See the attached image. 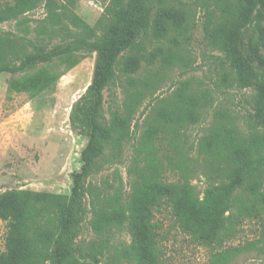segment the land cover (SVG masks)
<instances>
[{
	"label": "trees",
	"instance_id": "trees-1",
	"mask_svg": "<svg viewBox=\"0 0 264 264\" xmlns=\"http://www.w3.org/2000/svg\"><path fill=\"white\" fill-rule=\"evenodd\" d=\"M64 15L84 36L75 48L86 47L97 52L92 83L76 102L72 120L89 137L82 152V169L74 174L70 193L13 190L0 200V220L8 221L6 248L0 264H99L104 257L95 242L83 248L79 242L89 210L86 196L92 193V176L106 164L122 157L123 140L130 137V121L137 106L152 92L140 82L143 72L162 79L164 66L157 68L156 57L147 52L140 38L141 30L155 6L179 30L188 22L181 10V0H116L114 20L103 34L95 38L96 29L68 8L76 0H64ZM57 6L56 0H48ZM236 7L232 11L233 4ZM37 0H10L0 5V24L8 22L36 7ZM222 22L217 28L215 46L224 53L240 88H253L254 113L251 123L258 127L250 136L244 135L233 114L216 113L213 126L197 140L198 157L192 155L190 127L198 123L212 105L211 95L191 87L189 80L168 97L158 96L153 113L146 119L147 129L141 136L137 157L129 165L132 195L125 205L110 197L103 205H92L89 224L94 232L112 231L128 221L135 231L131 245H124L111 264H167L166 233L157 220V210L164 205L174 224L189 242L209 251L207 264H231L241 254L264 252V78L254 67V57L263 61L264 0H224L218 3ZM60 24V23H59ZM253 26V35L246 33ZM10 50L0 42V73L23 71L37 63L39 55L17 56L8 61ZM58 50L44 53L49 59ZM126 56L122 73L128 81L124 88L123 109L113 112L106 124L102 116L105 89L119 77L116 63ZM162 60V59H161ZM156 68V69H155ZM167 140L166 147L159 145ZM112 153H108V149ZM162 148L164 152H161ZM167 159V162L163 157ZM116 175L117 172L115 171ZM174 177L166 179V174ZM198 174L205 177L206 188L201 196L193 183ZM165 178V180H163ZM156 193V194H155ZM48 216L38 223L39 218ZM54 217L55 223L51 217ZM246 221L262 223L259 237L233 245L243 232ZM38 223V224H37ZM127 247L133 250L129 253ZM102 264H110L103 260Z\"/></svg>",
	"mask_w": 264,
	"mask_h": 264
},
{
	"label": "rangeland",
	"instance_id": "rangeland-1",
	"mask_svg": "<svg viewBox=\"0 0 264 264\" xmlns=\"http://www.w3.org/2000/svg\"><path fill=\"white\" fill-rule=\"evenodd\" d=\"M8 1L0 0V5ZM56 1L58 5L53 7L48 0H37L34 9L0 24V42L10 50L8 61L16 62L17 56H40L38 62L26 70L0 73V200L13 190L68 194L74 174L83 166L82 152L89 137L74 124L72 114L76 102L92 83L97 52L86 47L75 48L84 34L64 15L65 9L61 5L65 1ZM115 2L76 0L68 9L95 27V38H98L113 23L114 10L118 6ZM218 3L223 5L224 0H181V10L188 18V22L181 26V35L156 5L141 30L140 38L147 46V52L158 57L156 67L161 64L165 70L161 73L162 79L155 83L154 74L144 71L140 76V82H146L153 89L133 112L131 135L121 145L122 157L116 163L106 164L98 174L89 178L93 184L92 193L86 196L89 216L78 240L83 248L95 242L97 249L103 251L104 257L99 264L103 260L110 264L117 261L124 245H131L135 231L125 221L122 227L112 231L94 232L89 224L92 205H103L105 197L119 199L125 205L130 201L132 177L128 167L138 155L141 136L148 125L146 119L156 105L155 98L170 96L180 80H189L191 87L211 95L212 105L189 130L194 157H198V138L213 126L216 113L221 110L233 114L244 135L250 136L258 130L250 121V115L254 113L255 90L240 88L234 80H226L225 74L232 78L234 70L214 44L217 28L223 20ZM233 6L232 11L236 3ZM253 33V26H250L246 35L249 38ZM52 50L58 52L49 59L43 57ZM261 54L264 57V51ZM125 58L121 56L117 60L119 77L104 91L102 116L106 124L111 123L116 109L124 110V88L128 85L122 73ZM253 64L264 78L263 61L254 57ZM166 141L159 145L167 146ZM166 148L168 154L170 150L168 146ZM161 152H164L163 148ZM108 153H112L111 148ZM161 157L167 162L165 156ZM166 179L173 180L174 177L169 173ZM193 183L203 196L205 177L198 174ZM164 201L162 197L156 218L166 233L167 264H207L209 251L189 242L181 234ZM51 218L55 223L54 217ZM47 219L45 216L37 222ZM8 231V221L0 220V255L6 248ZM261 231V222L246 221L243 232L231 244L257 238ZM127 250L133 252L130 247ZM121 264L129 263L124 260ZM130 264L138 263L132 259ZM231 264H264V252H245Z\"/></svg>",
	"mask_w": 264,
	"mask_h": 264
}]
</instances>
